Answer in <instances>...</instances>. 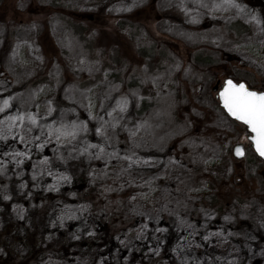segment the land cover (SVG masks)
Instances as JSON below:
<instances>
[{"label": "rangeland", "instance_id": "374dc122", "mask_svg": "<svg viewBox=\"0 0 264 264\" xmlns=\"http://www.w3.org/2000/svg\"><path fill=\"white\" fill-rule=\"evenodd\" d=\"M50 1L0 2V21L15 26L9 42L0 30V69L7 76L0 77V173H5L8 162L23 163L31 148L50 144L56 156L61 153L74 161L103 163L114 180L104 185L106 190L119 191L125 186L134 189L131 209L136 207L139 216L144 217L140 232H144L152 255L162 254L165 232L172 226L171 264H263L264 190H258V179L253 176L255 165L233 156L230 162L221 154L220 129L228 131L225 119L213 113L210 106L197 107L198 113L185 106L187 112L197 115L200 134L181 143L188 149L189 157H167L165 161L157 156V149L183 131L179 126L156 130L155 113L149 119L135 117L132 108L140 94L134 92L132 98L119 95L118 86L110 83L100 61L82 57L69 48L67 35L56 22H50L49 30L45 27L43 21L49 17L45 4ZM70 1L82 9L88 7L86 0ZM150 1L115 4L109 14L104 10L84 14L86 19V15L92 16L88 21L96 32V47L118 46L123 58L142 66L144 62L137 55L134 42L118 30L112 16L129 13L133 5H142L130 14L156 35L170 36L180 45L195 41L214 44L243 58L249 68L264 77V0ZM204 18L218 25L235 22L247 26L249 31L235 37L219 30L210 34L190 30ZM143 35L141 30L140 36ZM59 49H67V53H60ZM45 55L48 61L43 63ZM37 72L40 77L31 79ZM181 73L191 76L188 69L183 68ZM157 77H150L152 86L163 88L168 82H159L165 78ZM116 131L127 137L122 147L116 144ZM246 136H240L244 145L248 144ZM204 166L206 176L200 173ZM73 171L72 163L65 168L53 166L48 159H35L30 175L38 180V187L46 189L55 188ZM261 171L264 177V171L258 170ZM214 173L224 178L229 175L235 191L225 183L218 187L215 195L226 207L224 210L196 207L198 194L207 195ZM198 180L202 182L195 183ZM118 184L124 186L120 189ZM64 209L68 217L77 213L75 206ZM161 216L167 219L168 224L165 221L164 225L169 228L158 225ZM53 255L49 251L32 264H59Z\"/></svg>", "mask_w": 264, "mask_h": 264}, {"label": "trees", "instance_id": "16d2710c", "mask_svg": "<svg viewBox=\"0 0 264 264\" xmlns=\"http://www.w3.org/2000/svg\"><path fill=\"white\" fill-rule=\"evenodd\" d=\"M134 1L86 0L84 4L88 7L82 9L79 4L70 3V0L67 3L51 0L45 4L49 17L43 24L49 30L50 22H56L61 32L67 35L66 44L69 48H74V52L82 57L100 61L110 83L118 86L119 95L132 98V93L140 94L132 108L135 117L149 119L155 113L158 120L156 130L179 126L182 134L172 141L169 139L163 147L157 149V156L165 161L167 157L186 160L189 151L181 143L191 136L200 135L196 128L197 107L210 106L213 113L221 115L228 123V131L220 129L222 140L218 148L223 156L233 161L232 146L240 142L242 133L247 135L248 132L243 124L225 114L216 98L215 89L221 85V79L223 81L229 77L235 82L243 81L251 89L264 91V77L249 68L243 58L214 44L195 41L180 45L170 36L156 35L130 14L142 5H133L129 13L112 15L118 30L134 42L136 53L144 62L142 66L131 64L123 58L118 46L97 48L96 32L88 21L92 16L86 15V19L84 14H93L99 10L109 14L112 5ZM150 2L153 4L158 0ZM0 30L6 34V42L12 40L15 26L0 21ZM141 30L143 36H140ZM190 30L197 34H210L219 30L225 35L232 33L235 37L249 31L247 26L235 22L218 25L208 18ZM66 50L61 52L59 49V52L66 54ZM46 58L45 55L43 63L48 61ZM183 68L188 69L191 76L182 74ZM40 75L37 72L31 79H38ZM153 75H158L156 79L164 77L165 80L159 82L168 83L165 82L163 88H155L150 78ZM4 76L5 70L0 69V77ZM1 78L0 81H3ZM185 106H191L189 110H195V113L187 112ZM116 132V144L122 147L127 137L120 131ZM216 140L219 141V138ZM29 152L23 163L16 165L8 162L4 168L5 173H0V264H32L49 251L58 258L59 264H156L159 261L171 264L172 226L167 225V219L161 216L158 225L170 228L165 232L162 254L152 255L148 241L143 238L144 232H140L144 217L139 216L140 211L136 207L131 209L134 189L118 184L123 189L106 190L104 185L112 184L114 180L103 163L93 160L74 161L61 153L56 156L50 144L36 146ZM35 159H48L53 166L65 168L72 163L74 171L55 188L43 189L38 187V180L30 175ZM243 160L255 165L253 176L258 179L259 192L263 193L264 177L262 171L259 173L258 170L264 171V160L248 144ZM202 169L204 171L200 173L206 176V166ZM211 176V187L207 195L199 193L200 198L194 205L215 211L224 210L226 207L221 205L215 193L222 183L234 190L229 181L230 176L224 178L220 173ZM201 182L198 180L195 183ZM14 206L18 207L16 211ZM68 206L77 208L73 217H68L65 212L64 208ZM165 221L167 224L164 225ZM126 241L134 242L125 244Z\"/></svg>", "mask_w": 264, "mask_h": 264}, {"label": "snow or ice", "instance_id": "6c2138e0", "mask_svg": "<svg viewBox=\"0 0 264 264\" xmlns=\"http://www.w3.org/2000/svg\"><path fill=\"white\" fill-rule=\"evenodd\" d=\"M221 97L224 107L235 119L242 121L256 133L257 151L264 156V94L248 91L243 84L238 87L228 81V87ZM237 155H242L237 149Z\"/></svg>", "mask_w": 264, "mask_h": 264}, {"label": "water", "instance_id": "95a60500", "mask_svg": "<svg viewBox=\"0 0 264 264\" xmlns=\"http://www.w3.org/2000/svg\"><path fill=\"white\" fill-rule=\"evenodd\" d=\"M228 81H232V83L234 85H236L237 87L240 85V84H243L245 86V88L248 90V91H252V92H256L258 95L260 94H264V91H260V90H255V89H251L249 88L243 81H240V82H235L233 81L231 78L227 77L223 80V83L221 85V87L219 89H217V92H216V98L218 99L219 101V104H220V107L223 109V111L225 112V114L230 118V119H233L235 121H237L238 123H241L243 124L245 127H246V130L247 132L249 133L247 135V141L249 142L252 150L254 151V153L259 157L261 158L262 160H264V156H261L260 153L257 151V145L255 143V137H256V133L252 132L251 131V128L244 124L242 121L240 120H237L235 119L232 115L229 114V112L227 111V109L224 107V100L222 99L221 97V93H223L225 91V89L228 87ZM237 149H240L241 152H242V155H237ZM245 155V145L243 143H238L236 145H234L232 147V156L235 158V159H242Z\"/></svg>", "mask_w": 264, "mask_h": 264}, {"label": "flooded vegetation", "instance_id": "af4514ba", "mask_svg": "<svg viewBox=\"0 0 264 264\" xmlns=\"http://www.w3.org/2000/svg\"><path fill=\"white\" fill-rule=\"evenodd\" d=\"M259 264H262V262L260 261V262H258ZM264 264V263H263Z\"/></svg>", "mask_w": 264, "mask_h": 264}]
</instances>
